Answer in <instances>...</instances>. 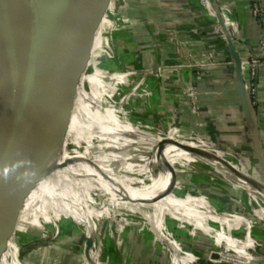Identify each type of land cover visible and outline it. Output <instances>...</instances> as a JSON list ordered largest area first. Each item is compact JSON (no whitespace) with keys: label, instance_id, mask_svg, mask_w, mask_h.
I'll list each match as a JSON object with an SVG mask.
<instances>
[{"label":"crops","instance_id":"obj_1","mask_svg":"<svg viewBox=\"0 0 264 264\" xmlns=\"http://www.w3.org/2000/svg\"><path fill=\"white\" fill-rule=\"evenodd\" d=\"M261 6L264 9V0ZM123 14L124 34L116 32L113 44L117 57L122 59L119 63L115 61L114 66L140 68L146 73L137 83V78L127 81V76L122 73H111L108 77L113 82L102 83L106 72L95 68L86 76V68L79 63L78 74L74 75L71 69L80 56L79 50L63 75L72 78L77 86L75 102L85 101L74 105L64 136L77 148L88 137L90 144L78 152L92 167L114 173L117 184L126 187L124 184L128 183L130 191L121 192L131 193L124 194L128 195L123 196L124 199L119 197V205L141 215L145 226L139 232L133 227L118 229L115 235L106 234L104 230L97 255L100 261L97 262L92 254L95 246L92 221L101 215V211L95 210L96 198L99 192L107 199L110 196L109 193L104 195L103 188L99 189L93 179L89 182L94 185L84 186L77 161L63 157L65 165L52 169L29 191L6 249L19 219L32 209L43 216L45 224L55 226L61 237L68 238L79 231L78 225L84 226V235L75 239L82 241L84 237L81 251L79 242L75 241L71 246L65 243V264H120L124 257L137 264H239L220 262V255L214 256V253L219 254L216 250L219 247L242 256L248 264L252 260L264 264L261 224L264 223V207L258 204L259 208L250 212L246 201L240 198L251 192L264 204L261 195L246 187L242 191L230 188L224 175L222 182L213 180L212 165L197 155L190 161L204 169H192L189 174L191 183L196 184L195 196L183 188L175 189L169 185L176 174L168 161L158 163L151 171L153 176L141 169V165L153 158L155 151L160 156L165 147L160 148L161 141L172 139L184 143L193 136L197 142H189L190 145L213 151L228 164L239 165L251 178L264 180V55H259V45L264 44V18H253L249 0H129ZM101 31L102 27L96 33L92 49L99 46ZM232 51L242 61L248 62L250 56L259 60L260 65L252 79L246 72H242V79L234 72L229 65L233 61ZM158 70L163 73L156 74ZM85 82L89 84L88 91L82 87ZM247 82L255 86L253 97L248 94ZM118 83L123 85L126 93H131L129 103L134 110L130 117L136 124L121 118L119 109H113L112 105L103 109L98 107ZM65 87L61 78L59 89ZM179 87L191 90L188 97L180 93ZM191 97L198 102L199 114L189 111ZM92 110L97 117L91 115L88 126L93 129L88 128L89 134L82 139V125H77L75 116L89 114ZM140 121L143 128L157 131L151 158L148 157L150 141L144 138L148 135L137 126ZM193 132L197 134L194 136ZM91 139L102 142L101 149L112 148L114 153L96 152ZM132 146L136 147L132 150L135 155L124 151ZM122 151L127 153V160L136 158L135 163L119 167L116 162ZM74 163L73 169L70 164ZM70 168L72 171L69 172ZM92 190L98 193L94 194ZM138 190L141 193H132ZM152 195L154 197L149 199ZM189 228L193 229L192 233H188ZM119 240L124 243L123 252L118 247ZM194 245L210 249L209 258L202 259L200 249L193 248ZM56 248L50 256L59 260L62 252L58 251L60 246ZM2 257L3 254L0 263Z\"/></svg>","mask_w":264,"mask_h":264},{"label":"water","instance_id":"obj_2","mask_svg":"<svg viewBox=\"0 0 264 264\" xmlns=\"http://www.w3.org/2000/svg\"><path fill=\"white\" fill-rule=\"evenodd\" d=\"M106 2L15 0L14 14L7 18L6 40L11 42L12 50L0 61V257L29 191L52 169L65 165V160L54 155L61 153L56 135L34 116L44 106L50 126L65 138L77 86L63 72L79 50L71 72L78 74L79 63L86 68ZM232 54L229 65L242 79L241 59ZM61 78L66 83L64 89H59ZM167 144L180 145L197 156L217 160L227 170L234 169L214 154L176 140L161 141L159 146ZM233 173L243 179L242 171L234 169ZM254 179L264 185V180ZM257 190L264 193L263 189ZM214 256L218 258L219 254Z\"/></svg>","mask_w":264,"mask_h":264},{"label":"rangeland","instance_id":"obj_3","mask_svg":"<svg viewBox=\"0 0 264 264\" xmlns=\"http://www.w3.org/2000/svg\"><path fill=\"white\" fill-rule=\"evenodd\" d=\"M128 1L129 0H107L105 10H104V15H103V17H102V19L98 25V28H97V31H98L100 29V27H102V31L99 32V36H98L99 46H97L91 50V54H90L91 57H89V60H88L87 65H86V71L84 74L87 76V75L92 74L94 72L95 68L100 69V70L106 72V77L102 78V83L113 82V81H110L109 77H108L111 73L125 74L127 76L126 77L127 81L130 80L132 77L137 78L138 80H136V83H137V81H140L141 78L146 73L145 70H141L140 68L127 69L124 66H122V67L119 66L117 68L114 66L115 61H118V63H119V60L122 59L121 56L117 57V54L115 53L114 45H113L115 43L114 35H116V32H122L121 34H124V28H126V22L124 21V14L123 13L126 9V6L128 5ZM102 23H103V25H101ZM97 31H96V33H97ZM96 33H95L94 38H93V43H94L95 38H96ZM162 71L163 70H158L156 72V74H162L163 73ZM175 85L178 86V84H175ZM82 87L85 91L89 90V84H87L86 82L83 83ZM123 88L124 87H123V85H121V83L116 84L113 92L110 93L108 95V97L105 96V98L102 100V103H100V104L98 103V107H99V109H103V108H107L108 106L112 105L113 109H119L120 112L118 115L121 118L125 119L128 123L136 124V122H133V120L130 117V115L132 114V111L134 110L131 108L130 103H129L130 98H132L131 93H126L125 88L124 89ZM180 88L181 87H179V91L181 90ZM187 89H189V88H187ZM187 89L182 88L180 93H182V94L184 93L188 97L187 93L191 92V90L190 89L187 90ZM193 97L189 98L190 107H191V109L189 111L193 112L194 114H199L198 113V108H199L198 102H196L194 99L192 100ZM75 99H76V95H75ZM75 99L73 102V107L71 108L68 117H71L72 109H75L74 105H76L78 103L80 104V102L82 103L85 101V100L81 99L80 102H75ZM49 109H54V107L49 106ZM89 109H95V108H89ZM96 109H98V108H96ZM91 115L93 117H95V116L97 117V115L94 114L93 110L90 111L89 114L80 113L79 117L75 116L76 123H78L77 125H79V124L82 125V132H81V135H83L82 139H84V137L89 134L88 128L93 129L92 127L88 126V123H90L92 120ZM68 121L70 123V120H68ZM174 124L176 125L177 123H174ZM137 126L140 130H142L144 133H146L148 135V136L146 135L147 137H144V138H148L150 141V146H149L150 150L148 153V157L151 158L153 155V152L151 149L153 147V144H154L153 140L158 138L157 131L149 129V128L148 129L143 128L141 121L139 123L137 122ZM97 133L99 134V132H94L95 135ZM193 133H191V134L194 136L197 134L195 132H193ZM192 137H190V139H186V141H183L184 143H182V144H187L191 147H194V146L189 144V142H193L191 140ZM87 138H86V140H83L80 147L77 148L66 137V139L68 140L67 143H69L68 145L70 146V148L74 149V150L76 149L77 152L78 151L79 152L84 151V148L88 144H90L87 142ZM101 144H102V142H100L96 139L92 140V142H91V145L96 152L101 151L102 152L101 154L108 153V152L114 153L112 151V148L104 147V149H101V147H102ZM135 148H136L135 146H132V147L124 149V151H127L129 154L135 155L136 152L132 151ZM196 148L202 149L200 147H196ZM165 149H167V148L164 147V149H161V152ZM202 150L206 151L205 149H202ZM124 151H122L121 154L119 153L120 158L116 162V164L119 167H123V165H125L126 163L127 164H130L131 162L135 163L134 159H136V158H131V159L127 160V158H126L127 153ZM161 152H160V155H161ZM207 152L214 154L219 159L221 157V156H218V154L214 153L213 151L209 150ZM54 155L56 156L55 157L56 159L64 160L61 153L56 152V153H54ZM158 156H159V154L157 155V151H155L153 158L148 163H146L145 165H141L142 166L141 169L144 168V171H142V172H146V174H148L147 170H148L150 164L153 163L154 161H156ZM221 159H222V157H221ZM168 164L176 174V177L174 178V180L172 182L169 183V185L175 187V189L176 188H183L186 190V192H190L193 194V196H195V192H197L196 187H195L196 184L193 182H192L193 184L191 183L189 174L192 171V169L197 168L196 163H193L192 160L190 161L188 159L182 158V159H177L174 161H169ZM168 164L166 166H168ZM183 164H185V165H183ZM156 165H159V164L157 163ZM163 166L165 167V165H163ZM70 167L74 169V167H76V164L75 163L70 164ZM80 167H81V171H82L81 172V178H80L82 184L84 186L94 185L95 183L89 182V179L86 177V169L83 166H80ZM212 167L214 170L213 180H215V181L219 180L222 182L223 178H221V177H223L222 175H224V178L229 181V185H227V186H229L230 188H233L237 191H242L243 187H246L247 189H249L247 185L242 184L238 181H235L237 179V177H235L233 170L235 169L237 171H242L240 169L239 165L236 164L234 169L231 168L232 170L225 169V170H227V172H229L228 174L232 175V173H233L232 178L226 176V174L223 172V169H224L223 167L220 168L219 166H216V165H214ZM71 168L68 169L69 172L72 171ZM88 169H89V167H88ZM197 169H204V168L201 166H198ZM64 170H65V168H64ZM161 170H163V169L161 168ZM103 172H105L111 176L115 175L114 173H111L110 171H103ZM156 172L158 173L157 169H155L154 174H156ZM151 174H152V172H151ZM233 177H234V179H233ZM159 182H160V180H159ZM98 184L102 185L100 183H98ZM99 185H97V186L100 189L101 186H99ZM137 185H135V186H137ZM249 190L252 191L251 189H249ZM107 191H109L108 192L109 194L107 193ZM92 192H94V190H92ZM252 192H254V191H252ZM96 193H98V192H94V194H96ZM106 193L110 196V197H108V199H107V196L103 197L102 192H99V194H97V198H96V207L97 208L95 210H97L99 212L101 211V213H100L101 215L99 217L97 216V218H93V221H92L93 226L95 228V230L92 234L93 239H94V244H95V246L92 248V254H93V256H95V260L97 262L100 261V258H98L97 255L99 253V246H100L101 241H102L104 230L106 231L105 232L106 234L112 233L115 235V233H117L116 230H118V229L120 230L122 228L133 227V229H135L136 232H139L145 226L144 224H142L141 215L136 214L134 212H131V211H129V209L127 210L126 208H123L122 207L123 205H119L120 204L119 201H121V200H118L119 197L120 198L122 197V199H124L123 196H128V195L113 193V191H111V189L106 190ZM152 197H154V196L152 195L151 197H149V199ZM240 198L244 199L246 201L247 206H249V208H250L249 209L250 212L256 211V209L259 208L258 204H260L262 207H264V204L262 203L261 198L254 195L251 192H249L248 195H246V197L240 196ZM114 201H116V202H114ZM154 204L155 203H153L152 206ZM37 212L38 211L31 209V210L26 211V213H24L23 216H21V218L19 219V222L17 223V228L14 230V234H13L12 238L10 239V242L7 246V249L5 247V249L2 252L3 257L1 259L0 264H18L17 261H19L22 264L24 262L26 264H35V263H37V264H65V256H64V254H65V243H67L69 246H71L79 238L80 235H84V233H85L84 226L78 225L79 231L74 232V234H72L68 238L65 236L61 237L57 234L55 226H51L47 223L45 224L43 216L36 214ZM105 214H107V216H105ZM34 221L36 223H34ZM261 224L263 225V231H264V223H261ZM192 230H193L192 228H189L188 233H192ZM29 235H32L33 237L29 238ZM241 235H242V233H241ZM66 239H68V241L65 242ZM83 239H84V237H83ZM83 239H82V241H76V243H78V242L80 243V247H79L80 251L82 249ZM117 243H118V247L121 248V251L123 252L122 247H123L124 243L120 240L117 241ZM57 245H58V247L60 246V249L58 251L62 252L61 253L62 257L58 258L59 260H57L55 257L52 258L50 256V253H54L52 251H57V248H56ZM192 247L196 248L197 250L200 249V251H201L200 254H201L202 259L209 258L210 249H206V247H203V246H195V245ZM216 250L219 252V255H220L219 261L223 262V263L235 262L238 259L242 258V256L239 257L234 253L226 251V249H224L222 247H219ZM33 257H35V259ZM16 259H17V261H16ZM130 260H131V258L124 257L123 259H121L120 264H137V263H135V261H133V260L130 261ZM232 260H234V261H232ZM71 261H72V259H71ZM140 264H143V262H141ZM146 264H151V262H147Z\"/></svg>","mask_w":264,"mask_h":264},{"label":"bare ground","instance_id":"obj_4","mask_svg":"<svg viewBox=\"0 0 264 264\" xmlns=\"http://www.w3.org/2000/svg\"><path fill=\"white\" fill-rule=\"evenodd\" d=\"M14 4H15V0H0V61L6 59L12 50L11 42H9V40H6L7 39V30H6L7 24L6 23L8 22L7 18H9L10 16H12L14 14ZM3 28H5V31ZM2 33H4V34L2 35ZM34 117H35V119L45 123L46 125H49L51 131L57 137V142L59 143V146L57 148L59 151H61V154L63 157H65L66 159L72 158L75 161H77L76 164H78L79 166H83L86 169V177L88 179L92 178L97 183L102 184L100 186L103 188V191L105 193L104 195H107V193L109 191H107V193H106V190H108V189L109 190L111 189V191H113V192L115 191V192H118L120 194H130L131 193V192H128V193L121 192V191H125V190L130 191L129 189H131V188H129V186H127L128 183L124 184V181H122V184L126 185V187H123V185L122 186L119 185L120 184L119 182L117 184V182L113 176L92 167L89 164L88 160L82 154L75 151L74 149H71L70 146L68 145L67 141H66V137L64 139H62L57 134L55 129L50 126L49 119H48V116H47V113L45 111L44 106H42L39 109V111L35 114ZM165 147L167 149L163 150L161 152V155L157 157V160L150 164V166L147 170L148 171L147 175H151V171L153 170V168L155 166H157L156 164L160 163L162 160H165L168 162L174 161L177 159H182V158L190 160L191 158L193 159V157L196 156L191 151L183 150L180 147V145L167 144V145H165ZM196 157L207 160L212 166L216 165V166H219L220 168L223 167L221 164H219V162L217 160H212V159L209 160L207 158H203L200 156H196ZM228 165L230 167L235 168L234 166H232L230 164H228ZM88 167H89V169H88ZM223 172L226 174V176L232 178L233 173H232V175L228 174L229 172H227V170H225V168L223 169ZM243 175H244L243 179L237 178L235 181H238L242 184L247 185L249 189H251L256 194H259L262 196V198H264V193L257 190V189H263L264 190V186L259 184L255 179L251 178L248 174L244 173ZM152 176H153V174H152ZM233 179H234V177H233ZM150 183H148V184L150 185ZM149 185H147L145 187L147 188ZM132 193L133 194L134 193H141V190H138L137 192H132Z\"/></svg>","mask_w":264,"mask_h":264},{"label":"built area","instance_id":"obj_5","mask_svg":"<svg viewBox=\"0 0 264 264\" xmlns=\"http://www.w3.org/2000/svg\"><path fill=\"white\" fill-rule=\"evenodd\" d=\"M205 1V0H202ZM250 4H251V13L253 15V18L259 19V18H264V9L261 6V2L262 0H249ZM263 54L264 55V44L261 42L259 45V55ZM249 61H242L241 60V71L242 72H246L248 73V77H250V79H252L254 77V75L256 74L257 68L260 65L259 60L254 57V56H250L249 57ZM248 86H247V91L250 97H253L255 95V86L251 83V82H247ZM194 143H196L197 139L196 138H192L191 139ZM239 264H248V260H241L238 259L237 261Z\"/></svg>","mask_w":264,"mask_h":264}]
</instances>
